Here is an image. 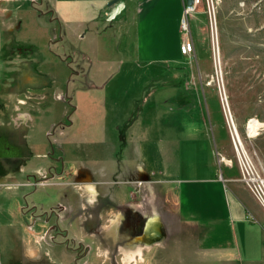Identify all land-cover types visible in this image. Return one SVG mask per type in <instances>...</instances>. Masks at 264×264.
<instances>
[{"label":"crops","instance_id":"0c3cea01","mask_svg":"<svg viewBox=\"0 0 264 264\" xmlns=\"http://www.w3.org/2000/svg\"><path fill=\"white\" fill-rule=\"evenodd\" d=\"M34 1L0 0V97L7 112L23 90H43L58 80V62L44 58L51 31L46 9L84 50L92 45L82 34L93 37L103 12L116 7L114 13L125 20L115 28L118 37L111 36L115 25L105 24L102 36L111 41L95 44L94 55L84 58L88 82L72 97L73 125L60 142L67 158L59 171L38 169L37 159L44 156L35 151L36 140L0 138V264H67L62 258L68 253L60 258L55 247L68 251L69 241L102 233L114 235L117 252L132 254L133 264L144 263L147 255V264H264L260 207L239 199L231 179L221 175L217 147L225 132H208L189 113L198 92L184 88L185 82L195 66L203 79L210 55L209 43L194 35L192 23L197 12L206 19L205 1L190 16V55L180 52L185 0H120L111 7V0ZM147 24L155 30L143 56ZM157 29L159 45L151 42ZM158 49L161 57H155ZM44 65L52 72L45 73ZM168 89L172 105L163 102ZM2 128L7 125L0 123ZM88 189L95 191L94 202ZM249 208L256 217L248 215Z\"/></svg>","mask_w":264,"mask_h":264},{"label":"rangeland","instance_id":"374dc122","mask_svg":"<svg viewBox=\"0 0 264 264\" xmlns=\"http://www.w3.org/2000/svg\"><path fill=\"white\" fill-rule=\"evenodd\" d=\"M204 1L206 19L204 20L201 14L197 12L195 18L192 17V23L196 21L194 23V35H199V38L205 39L209 43L210 55L207 58V69L205 72L202 70V73H206L203 74V79L197 76V73H201V68L195 66L194 71L192 70L194 75L190 74L188 82H185L184 88H193L198 92L195 100L196 107L194 111H189V113L190 116L203 120L208 132L213 131L216 136H219L221 130L225 132V138L220 141L222 144L217 147V157L221 161L222 178H227L228 175L231 184H233V190L239 199L245 201L247 205L250 202L258 205L264 216V204L245 180V177L248 178L247 171L249 170L255 175H259L264 181V0H213L219 44L224 56H221V60L228 101L235 122L237 119L244 121L242 127L237 126L248 153V157H244L243 161L239 158L234 147L231 129L223 108L218 80L219 74L214 60L212 18L208 2L207 0ZM36 3L37 0L34 4L36 5ZM45 7L43 6L44 9ZM113 9L116 10V7ZM114 10H111L110 13L103 12V15L98 18L102 25L99 24L95 28L92 38L89 37V32L82 34L92 47L95 44L100 45L102 40L111 41L110 36L108 38L102 36L103 33H107L105 24L115 25L112 27L111 36L112 38L113 36L118 37L115 28L117 30V25L125 19L122 18L123 15L120 17V15L115 14ZM93 11L96 10L93 9ZM44 13H46L45 23H49L51 26V31L48 32L49 38L45 39L44 43V58L58 62V72L55 70L57 68H54V75L56 76L58 73V80H54L53 83L49 81L48 86L43 90L37 91L35 88L27 89L25 92L23 90L16 99L12 111L9 112L4 106L6 99L0 97V123L3 126L7 125V136L17 137L19 140L30 143L37 141L38 146H36L35 151L44 156L40 160L37 159L38 169L42 167L43 171H46L50 166H54V169L59 171L67 158L64 157L65 150H62L60 142L67 136L71 124L73 125L72 115L75 100L72 97L79 85L84 86V82H88L85 80L84 74L88 72L89 65L84 58H90L94 54L92 47L85 49V51L79 48V45L74 46L66 37L61 26L59 27L57 19L48 12V9ZM49 19L52 21L49 22ZM145 25L143 23V26ZM140 27H142V23ZM153 30L155 27L147 24L146 29L141 34L143 45L140 52L143 56L145 54L144 47L147 48L150 44L149 35ZM157 31L158 29L154 31L151 42L159 45V43L162 44V40ZM170 34L171 37L174 36L171 32ZM117 40L119 42V39ZM156 53L155 57L162 56L159 49L156 50ZM147 55L145 54V56ZM46 62L51 65L49 61ZM43 68L45 73L52 72L48 65H44ZM151 68L154 69L155 67L152 66ZM176 70L177 68H173L172 71L176 72ZM156 71L158 70L156 69ZM150 73L154 76L155 70H151ZM51 84L53 89H51ZM171 90H163L166 91L163 92V102H168L167 105L174 104L172 102L175 99ZM186 96L184 102L188 103L190 97ZM188 115L185 114L183 119H187ZM251 118H257L262 123L258 134L254 137L248 135L247 129L248 121ZM2 131L3 128L0 129V135H3ZM227 168L231 169V174L225 173ZM88 188L91 187L88 186ZM87 191L91 195L90 200L94 202V189ZM23 208L28 209V204L26 203ZM247 213L250 217H256L250 208L247 209ZM115 222L113 220L110 227H114ZM53 231L57 232L55 229ZM71 232L76 236L78 229L72 228ZM46 234L48 233L46 232ZM59 238L65 241V237L60 235ZM101 238L103 239L100 240ZM81 239L80 242L78 239L77 241H69L71 247L69 252L62 246L55 247L56 256L61 258L68 253L67 257L62 258L63 261L68 260L67 264H133L131 263L132 254L126 255L124 253L123 256L120 251L117 252L114 235L107 236V234L102 233L93 238ZM139 253L142 256L141 250ZM148 259V255L144 257L145 264H147Z\"/></svg>","mask_w":264,"mask_h":264},{"label":"bare ground","instance_id":"6f19581e","mask_svg":"<svg viewBox=\"0 0 264 264\" xmlns=\"http://www.w3.org/2000/svg\"><path fill=\"white\" fill-rule=\"evenodd\" d=\"M212 18V31H213V43H214V54L217 58V72L219 74V84H220V92H221V99L223 103V108L226 114V118L228 121V124L230 126V129L232 130V133L234 135V147L238 153L239 158L243 161L244 157H248V153L245 149L244 142L242 140V137L240 135V132L238 130L237 124L234 120V116L232 114V110L230 107V103L228 101V93L226 91V85L224 83V77H223V69H222V60H221V54H220V42H219V36L217 33L218 27L216 23V16L211 13ZM262 126V123L257 118H251L250 123L248 125V135L250 137H254L258 134V130ZM139 256L141 257V253H139Z\"/></svg>","mask_w":264,"mask_h":264},{"label":"built area","instance_id":"2783aa9c","mask_svg":"<svg viewBox=\"0 0 264 264\" xmlns=\"http://www.w3.org/2000/svg\"><path fill=\"white\" fill-rule=\"evenodd\" d=\"M203 0H193L191 5H187L186 2L183 7V13L179 24V32L181 36L180 52L183 55H190L194 51V45L191 39V30H190V16L197 11L198 6L202 3ZM209 5L210 15L213 12L215 14V8L213 0H207ZM217 63V58L215 59ZM251 120V119H250ZM248 121V125L250 123ZM248 127V126H247ZM248 129V128H247ZM232 139L234 141V135L231 130ZM248 178L245 177V180L248 182V185L251 187L253 192L264 204V181L260 178L259 175H255L254 172L247 171Z\"/></svg>","mask_w":264,"mask_h":264},{"label":"water","instance_id":"95a60500","mask_svg":"<svg viewBox=\"0 0 264 264\" xmlns=\"http://www.w3.org/2000/svg\"><path fill=\"white\" fill-rule=\"evenodd\" d=\"M120 0H111L108 3V6L111 7L113 5H115L117 2H119ZM187 5H191L193 3V0H185Z\"/></svg>","mask_w":264,"mask_h":264},{"label":"flooded vegetation","instance_id":"af4514ba","mask_svg":"<svg viewBox=\"0 0 264 264\" xmlns=\"http://www.w3.org/2000/svg\"><path fill=\"white\" fill-rule=\"evenodd\" d=\"M3 135H0V138H7V139H14V138H12L11 136H7V130L6 129H4L2 132H1ZM7 147V146H6Z\"/></svg>","mask_w":264,"mask_h":264}]
</instances>
